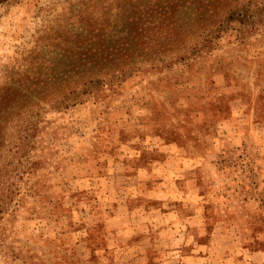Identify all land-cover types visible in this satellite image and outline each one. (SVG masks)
Here are the masks:
<instances>
[{"label": "rangeland", "instance_id": "1", "mask_svg": "<svg viewBox=\"0 0 264 264\" xmlns=\"http://www.w3.org/2000/svg\"><path fill=\"white\" fill-rule=\"evenodd\" d=\"M115 1L0 0V82L41 25L79 33L78 10ZM235 27L189 65L43 107L0 264H264V26Z\"/></svg>", "mask_w": 264, "mask_h": 264}, {"label": "trees", "instance_id": "2", "mask_svg": "<svg viewBox=\"0 0 264 264\" xmlns=\"http://www.w3.org/2000/svg\"><path fill=\"white\" fill-rule=\"evenodd\" d=\"M120 1L110 10H78L71 22L82 26L79 33L41 25L27 55L0 82V213L15 194L14 178L32 166L21 160L41 131L44 106L58 110L106 99L137 70L157 73L178 62L189 65L212 50L232 23L238 38L264 26V0Z\"/></svg>", "mask_w": 264, "mask_h": 264}]
</instances>
